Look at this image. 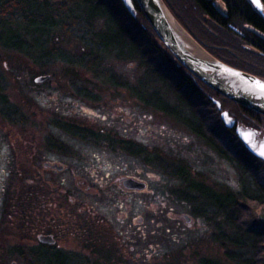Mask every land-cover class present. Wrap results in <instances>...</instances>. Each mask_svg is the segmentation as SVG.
<instances>
[{
  "label": "rangeland",
  "instance_id": "obj_1",
  "mask_svg": "<svg viewBox=\"0 0 264 264\" xmlns=\"http://www.w3.org/2000/svg\"><path fill=\"white\" fill-rule=\"evenodd\" d=\"M96 30H105L104 22ZM54 48L74 63L82 53L61 34ZM101 68L96 74L62 60L43 66L0 48V99L19 112L13 123L0 114V264H39L32 257L40 247L37 236L51 226L68 228L60 242L71 264H235L214 240L222 217L213 211L198 217L182 195L195 194L190 185L217 195L236 192L246 186L243 169L215 142L156 107L153 99H160L191 117L169 85L151 80L140 61L105 56ZM106 72L116 82L104 79ZM44 76L46 83H35ZM228 110L246 124L237 108ZM124 142L142 155L124 153ZM46 163L65 169L49 171ZM127 176L145 181L147 192L121 194L117 182ZM22 196L27 198L20 203ZM91 227L99 246L80 249L77 233Z\"/></svg>",
  "mask_w": 264,
  "mask_h": 264
},
{
  "label": "trees",
  "instance_id": "obj_2",
  "mask_svg": "<svg viewBox=\"0 0 264 264\" xmlns=\"http://www.w3.org/2000/svg\"><path fill=\"white\" fill-rule=\"evenodd\" d=\"M165 1L178 22L211 55L230 67L264 80V14L256 11L248 0ZM133 2L136 17L127 12L122 0H0V48L24 55L39 65L62 60L95 72L102 67L105 56L140 61L151 80L169 85L185 103L191 117L187 118L160 99H153L156 107L179 120L194 134L215 142L217 149L225 155L230 154L245 175L246 186L236 192L217 195L203 185H190L189 190L195 194L182 195L183 199L195 205L198 217H206L212 211L213 215L222 217L214 240L225 250L227 261L264 264V163L247 150L235 130L225 127L222 111L214 101H222L224 110L228 106L237 108L242 122L253 128H261L264 116L224 99L192 76L159 41L137 2ZM261 2L264 10V0ZM103 22L105 30L97 31V24ZM58 34L63 36V42H76L81 48V56L75 63L71 58L65 59L63 51L54 48ZM46 47H50L46 54L36 56L32 53L34 48L45 51ZM104 79L116 82L107 72ZM4 100V97L0 99L2 118L16 122L19 112L9 109ZM199 109L203 114L197 116ZM60 128L68 133L74 131L68 126ZM127 145L130 146L122 148L127 154L142 155L141 149H134L131 143ZM25 193L28 192L22 194ZM26 198L19 197V202ZM207 220L212 223V215ZM46 254L44 247L34 248L32 257L35 262L45 264ZM49 259V264L69 262L67 257L58 255Z\"/></svg>",
  "mask_w": 264,
  "mask_h": 264
},
{
  "label": "water",
  "instance_id": "obj_3",
  "mask_svg": "<svg viewBox=\"0 0 264 264\" xmlns=\"http://www.w3.org/2000/svg\"><path fill=\"white\" fill-rule=\"evenodd\" d=\"M135 1L159 41L183 68L223 98L264 116V80L230 67L212 56L184 29L164 0ZM249 1L261 14H264L261 0ZM122 2L130 15L136 17L133 0H122ZM48 80V76L39 77L35 83L43 84ZM217 105L221 109V105L218 103ZM222 120L228 129H235L237 137L248 151L264 162V130L258 131L242 123L237 124V120L228 112L222 114ZM57 169L63 170L62 167ZM124 186L130 191H144L147 187L145 183L133 179L125 180ZM185 219L191 223L190 217L186 216ZM39 241L46 245L55 244V240L49 236H41Z\"/></svg>",
  "mask_w": 264,
  "mask_h": 264
},
{
  "label": "flooded vegetation",
  "instance_id": "obj_4",
  "mask_svg": "<svg viewBox=\"0 0 264 264\" xmlns=\"http://www.w3.org/2000/svg\"><path fill=\"white\" fill-rule=\"evenodd\" d=\"M223 8L224 7L221 5V9L222 10H223ZM128 143H130V142H124L121 145V147H119V148H126ZM123 152L126 153L125 151H123ZM44 166H45V168L47 170L55 171V172H58V173H62L64 171V169H65L63 166H60V165H57V164H51V163H46ZM58 167H62L63 170L59 171L57 169ZM126 179H134V180H136L138 182H144L145 183V181L141 180V178H137L135 176L134 177L127 176V177H123V178L119 179V181L117 183H118L119 191L123 195L130 194V191H128V190H126L124 188V181ZM146 192H147V189L144 190V191H133L132 194L144 195ZM50 224L52 225L53 223H50ZM62 228L65 229V230H68L67 227L51 226L47 232H44L43 234L37 236L38 242H39V238L41 236H47V237L49 236V237H52L55 240V244H53V245H43V244L39 243L40 247H44L45 254L47 253L46 254V258H43V262H45V264H49V261H50L49 258L52 255H55V256L58 255V256H61V257L65 258V259L67 257V262L69 260V262L72 263V257L67 256L65 253H63V251H61V247L63 246V243H61L60 240L62 239L63 234L66 233L64 230H62ZM77 234H79V236H78V240H79L78 241V246H79L80 249L92 250L93 251V249L98 248V246H99V235H98L97 230L94 227L86 228V229H84V231H82L80 233H77ZM112 235L114 236V233ZM105 236L108 237V235H105ZM123 236L125 237V234L122 232V236L120 235L119 236L120 238L118 237L117 242L120 241V239H122ZM120 243L124 246L125 243H126V240H124V241H122ZM91 253L93 254V252H91ZM88 260L89 259H86V260L84 259L83 262L81 261V264H94L91 259L89 261ZM65 262H66V260H65Z\"/></svg>",
  "mask_w": 264,
  "mask_h": 264
},
{
  "label": "snow or ice",
  "instance_id": "obj_5",
  "mask_svg": "<svg viewBox=\"0 0 264 264\" xmlns=\"http://www.w3.org/2000/svg\"><path fill=\"white\" fill-rule=\"evenodd\" d=\"M256 2H258V0H256Z\"/></svg>",
  "mask_w": 264,
  "mask_h": 264
}]
</instances>
